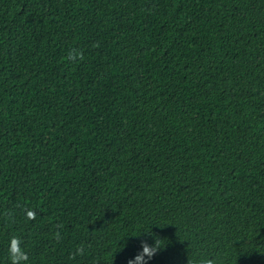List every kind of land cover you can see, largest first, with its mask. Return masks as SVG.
<instances>
[{
	"label": "trees",
	"instance_id": "1",
	"mask_svg": "<svg viewBox=\"0 0 264 264\" xmlns=\"http://www.w3.org/2000/svg\"><path fill=\"white\" fill-rule=\"evenodd\" d=\"M14 237L264 264V0H0V264Z\"/></svg>",
	"mask_w": 264,
	"mask_h": 264
},
{
	"label": "clouds",
	"instance_id": "2",
	"mask_svg": "<svg viewBox=\"0 0 264 264\" xmlns=\"http://www.w3.org/2000/svg\"><path fill=\"white\" fill-rule=\"evenodd\" d=\"M68 59L70 61L83 59V55L82 53H79L76 49H73L69 52ZM27 217L29 219H34L35 218L34 212L28 211ZM141 247L143 250L142 254L136 256L134 260L129 261V264H143V257L145 255H147L149 259H151V257L155 255L160 248V246L157 243L151 246V250L149 245H147L146 243H143ZM9 259L11 261V264H27L28 256L27 253L21 247V241L19 240V238L14 237L10 242Z\"/></svg>",
	"mask_w": 264,
	"mask_h": 264
}]
</instances>
